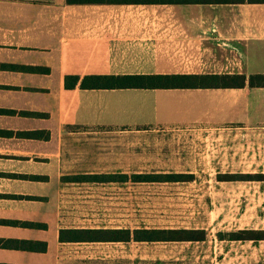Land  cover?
I'll return each instance as SVG.
<instances>
[{
    "label": "crops",
    "instance_id": "obj_1",
    "mask_svg": "<svg viewBox=\"0 0 264 264\" xmlns=\"http://www.w3.org/2000/svg\"><path fill=\"white\" fill-rule=\"evenodd\" d=\"M221 1L0 0V264H139L137 252L80 246L118 241H60L62 228H128L78 220L66 192L170 172L92 169L93 158L77 153L87 143L82 135L138 126L264 128V87L64 85L66 75L239 73L231 69L239 57L244 65L251 44L264 59V0ZM103 174L126 178H85Z\"/></svg>",
    "mask_w": 264,
    "mask_h": 264
},
{
    "label": "rangeland",
    "instance_id": "obj_2",
    "mask_svg": "<svg viewBox=\"0 0 264 264\" xmlns=\"http://www.w3.org/2000/svg\"><path fill=\"white\" fill-rule=\"evenodd\" d=\"M255 46H249L250 57L244 65L239 57L236 62L240 64L231 71L249 74L264 70V59L258 57ZM96 131L82 135L87 143L77 152L93 158L92 169L181 172L192 174L193 179L68 190L66 200L73 205L78 220L130 229L202 228L206 237L202 241H129L110 248L105 244L80 246L137 252L139 264H264V239L217 236L219 231L264 229V128L233 124ZM228 174L243 179L228 180ZM258 174L263 177H256Z\"/></svg>",
    "mask_w": 264,
    "mask_h": 264
},
{
    "label": "trees",
    "instance_id": "obj_3",
    "mask_svg": "<svg viewBox=\"0 0 264 264\" xmlns=\"http://www.w3.org/2000/svg\"><path fill=\"white\" fill-rule=\"evenodd\" d=\"M224 1V0H223ZM222 2L221 0H66V3H134V4H189ZM66 88L78 85L84 89L116 88H243L264 87V73H204V74H88L80 78L66 75ZM228 180L237 178L238 174H228ZM240 177H253L252 174H240ZM136 181H188L193 179L188 173H139L133 174ZM256 177H263L258 174ZM91 181L125 180L124 174L87 175ZM227 235L229 240L264 239V229L244 228L226 232H217L218 238ZM206 230L202 228H62L59 240L74 242L118 241L129 242H168V241H202Z\"/></svg>",
    "mask_w": 264,
    "mask_h": 264
}]
</instances>
